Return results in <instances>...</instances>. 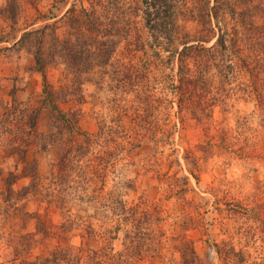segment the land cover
Wrapping results in <instances>:
<instances>
[{
    "label": "rangeland",
    "instance_id": "obj_1",
    "mask_svg": "<svg viewBox=\"0 0 264 264\" xmlns=\"http://www.w3.org/2000/svg\"><path fill=\"white\" fill-rule=\"evenodd\" d=\"M0 264H264V0H0Z\"/></svg>",
    "mask_w": 264,
    "mask_h": 264
},
{
    "label": "trees",
    "instance_id": "obj_2",
    "mask_svg": "<svg viewBox=\"0 0 264 264\" xmlns=\"http://www.w3.org/2000/svg\"><path fill=\"white\" fill-rule=\"evenodd\" d=\"M32 33H33V31H30L27 33L25 32L23 34V37L21 38V40H23L27 37H30V35ZM68 49H70V48H68ZM87 51H79V52L74 51V52H70V53L68 52L67 54H64L63 58L67 60L68 68H70L71 70L74 69V72H76V73H82L84 71H89L90 67H88V64H90V62H88V61H90L92 59V55L89 53L90 51H88V53H86ZM182 51L179 53L180 63L184 62L183 57L186 56V54L183 53ZM184 51H186V50L184 49ZM186 60H185V62H186ZM34 64H35L36 71L40 72L42 74V77H43V82H44L43 94H44V97L49 100V104L52 105L53 110H57V112H60V111H58V107L56 105H53V103L51 101L52 96L54 97V93L51 91H48L49 86L47 85L45 74H44L46 64H44L42 62L41 52H40L39 48H37V51L34 54ZM178 100L183 101V100H187V99H183L181 97H178ZM39 112H40L39 109L34 110L33 114L30 115V117L27 121L26 126L27 127L29 126L31 131L34 130V128H35V122H36V118H37ZM19 160L22 163H24V158L22 156L20 157ZM25 173H27V172H25ZM10 177H12V175H10Z\"/></svg>",
    "mask_w": 264,
    "mask_h": 264
}]
</instances>
